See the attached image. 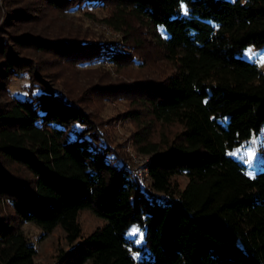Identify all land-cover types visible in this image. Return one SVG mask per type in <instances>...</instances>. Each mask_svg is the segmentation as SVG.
Returning a JSON list of instances; mask_svg holds the SVG:
<instances>
[{
  "label": "trees",
  "instance_id": "16d2710c",
  "mask_svg": "<svg viewBox=\"0 0 264 264\" xmlns=\"http://www.w3.org/2000/svg\"><path fill=\"white\" fill-rule=\"evenodd\" d=\"M44 1L56 12L108 6L103 20L122 33L121 49L117 41L15 38L71 64H132L142 43L134 36L131 47V35L136 25L149 29L173 71L159 82L107 89L146 90L153 118L182 130L163 149L149 141L146 127L135 131L140 150L150 154L144 165L150 183L143 185L75 97L51 87L36 63L0 43V78L29 76L26 96L0 106V202L17 221L0 213V264H40L21 229L25 222L39 226L41 238L62 228L70 247L54 264H264V170L249 175L229 154L264 126V71L240 56L264 44V0ZM126 115L139 117L134 110ZM2 161L25 167L32 181ZM179 175L187 178L183 188L174 187ZM83 209L104 223L82 237ZM135 223L145 230L142 245L126 236Z\"/></svg>",
  "mask_w": 264,
  "mask_h": 264
},
{
  "label": "rangeland",
  "instance_id": "374dc122",
  "mask_svg": "<svg viewBox=\"0 0 264 264\" xmlns=\"http://www.w3.org/2000/svg\"><path fill=\"white\" fill-rule=\"evenodd\" d=\"M49 10L44 0H0V43L9 45L17 56L36 63L40 69V77L51 87L62 89L75 97L94 116L111 143L120 149L133 167L144 164L150 154L140 150L141 145L133 138L135 131L146 127L149 141L158 143L159 149H163L182 130V126L178 123L165 124L154 119L146 102V90L127 88L114 93L107 86L159 82L173 71L172 64L162 59V50L153 42L149 29L142 25H136L137 31L133 32L135 35H131L132 40L129 41L131 47L134 46L136 38L142 43L134 48L135 62L120 67L106 61L91 65L71 64L60 54L23 48L15 40L21 34L39 36L49 41H117L118 49L122 48V33L103 20L110 13V7L84 5L64 12ZM156 31L164 35L161 28ZM240 56L256 63L264 71V44L250 45ZM28 84L27 73L7 82L0 78V106L13 97L24 98ZM131 110L137 112L138 119L127 117V111ZM263 146L264 126L229 154L244 165L247 174L254 175L264 170ZM1 158L0 156V160ZM1 163L20 180L27 183L32 181V175L25 167L9 161ZM141 182L149 185L150 180L144 177ZM186 182L184 175L173 177L174 187L176 185L183 188ZM4 207L0 202V213L17 223L11 206L6 202ZM78 222L82 237L104 223L89 209L79 212ZM20 226L35 247V261L40 264H54L60 250L70 247L60 226L55 227L44 238H41L43 230L34 223L25 222ZM126 236L136 245H142L145 241V230L135 223L130 225ZM132 254L136 259L140 255L135 251Z\"/></svg>",
  "mask_w": 264,
  "mask_h": 264
},
{
  "label": "built area",
  "instance_id": "2783aa9c",
  "mask_svg": "<svg viewBox=\"0 0 264 264\" xmlns=\"http://www.w3.org/2000/svg\"><path fill=\"white\" fill-rule=\"evenodd\" d=\"M148 160V159H147ZM146 160V161H147ZM135 161H137V160H135ZM134 161V162H135ZM146 161L144 162V164H140V165H138L137 167H135L136 168V171H137V175H138V178L140 179V180H142V178L143 177H146L148 174H147V169H146V167L144 166L145 165V163H146ZM135 163H137V162H135Z\"/></svg>",
  "mask_w": 264,
  "mask_h": 264
},
{
  "label": "snow or ice",
  "instance_id": "6c2138e0",
  "mask_svg": "<svg viewBox=\"0 0 264 264\" xmlns=\"http://www.w3.org/2000/svg\"><path fill=\"white\" fill-rule=\"evenodd\" d=\"M185 11H187V10H185Z\"/></svg>",
  "mask_w": 264,
  "mask_h": 264
}]
</instances>
